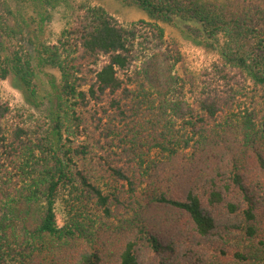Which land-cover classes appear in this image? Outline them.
<instances>
[{
	"label": "trees",
	"instance_id": "obj_1",
	"mask_svg": "<svg viewBox=\"0 0 264 264\" xmlns=\"http://www.w3.org/2000/svg\"><path fill=\"white\" fill-rule=\"evenodd\" d=\"M19 1L39 31L0 0V80L60 84L46 118L0 98V264H264V0ZM160 23L218 54L192 98Z\"/></svg>",
	"mask_w": 264,
	"mask_h": 264
},
{
	"label": "rangeland",
	"instance_id": "obj_2",
	"mask_svg": "<svg viewBox=\"0 0 264 264\" xmlns=\"http://www.w3.org/2000/svg\"><path fill=\"white\" fill-rule=\"evenodd\" d=\"M12 9L20 13L24 17L25 22L28 23V29L37 33L39 29L38 16L30 3H22L19 0H8ZM92 5L103 7L109 14L113 15L122 24H129L137 20L150 21L145 11L135 5H128L121 0H85ZM164 30V39L166 41H173L178 45L180 50V60L175 64L174 69L176 73L185 82V94L188 98H192L188 91V85L198 81L200 74L207 69L213 62L218 60V54L215 50L205 48L196 44L190 39L186 30L182 31V27L177 24L160 23ZM62 26L61 19L58 14L51 16L50 22L41 31L42 41H54L59 34ZM33 54V45L27 42ZM33 86L36 91L35 95H31L23 88L19 80L9 74L7 78L0 80V98L6 100L12 109L27 108L32 114L37 116L48 117L52 110H54L53 102L55 103L56 92L60 84V74L57 68L48 64L35 63ZM195 78L196 80H190ZM251 92H248L241 102L250 104L255 99ZM191 100V99H190ZM53 107V108H52ZM56 222L62 225L64 222V209L60 202L56 203ZM167 241L171 245L175 243V237H168ZM178 259H184L186 254L184 252H176ZM185 264H188L186 261Z\"/></svg>",
	"mask_w": 264,
	"mask_h": 264
}]
</instances>
